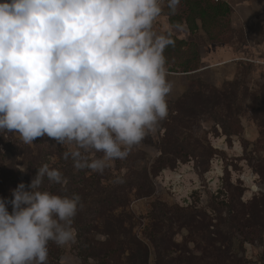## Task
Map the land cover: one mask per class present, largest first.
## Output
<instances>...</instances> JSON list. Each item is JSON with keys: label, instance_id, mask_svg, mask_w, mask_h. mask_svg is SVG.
<instances>
[{"label": "clouds", "instance_id": "9594fccd", "mask_svg": "<svg viewBox=\"0 0 264 264\" xmlns=\"http://www.w3.org/2000/svg\"><path fill=\"white\" fill-rule=\"evenodd\" d=\"M180 3L0 0V133L25 144L47 136L66 146L63 158L77 171L102 174L125 160L168 117L164 52L174 40L155 25ZM45 178L68 182L44 163L11 199L0 198V264H49L50 242L76 243L81 197L41 190ZM59 264L74 262L62 256Z\"/></svg>", "mask_w": 264, "mask_h": 264}, {"label": "rangeland", "instance_id": "374dc122", "mask_svg": "<svg viewBox=\"0 0 264 264\" xmlns=\"http://www.w3.org/2000/svg\"><path fill=\"white\" fill-rule=\"evenodd\" d=\"M229 1L236 9L235 15L230 19L234 29L229 30L228 19L223 20L222 24L227 26L223 27L232 35L235 48L242 49V57L250 60H243L237 75L230 62L207 73L188 77L168 72V79L173 85L168 98V117L159 123L155 132L150 133L141 144L134 147L125 160L113 162L112 166L102 173L108 174L109 180L115 178L119 181L122 177L127 178V205L117 208L114 212H123L130 216L131 234L148 247V264H179L180 261L188 264H264V231H259L261 226L250 227L256 218L246 215L247 208L243 207V204L247 205L252 200L261 202L264 198V117L259 100L264 87V0ZM156 25L160 32L163 26L166 27L164 20L157 21ZM210 26L214 34L219 32L218 25L211 23ZM243 35L246 46L240 45ZM164 55L167 58L165 52ZM173 60L176 62L177 59ZM169 66L167 64V67ZM236 76L244 81L248 93V97L243 95L244 88L238 92V104L242 107V112L238 117L234 116L236 132L225 134L224 128L212 114L189 119V128L185 129L184 135L181 136L184 137L188 150L184 147L182 150L196 149L197 155L186 156L184 152L177 160L175 168H166L154 174L152 166L160 155V141L171 114V103L185 93L190 82L197 78L221 87L225 81L233 80ZM7 135V132L0 133L2 152L3 139H6ZM13 135L20 140L18 134ZM42 139L48 145L66 149V146L47 136ZM33 144L34 141L28 145ZM100 155L92 154V158H98ZM50 162H56V157H52ZM2 163L8 164L7 161ZM138 171L139 175H135ZM92 173L94 172L90 170L86 175ZM103 183H108V180L103 179ZM139 183L144 187L138 190ZM12 189L6 187L8 195ZM151 189L152 193L148 194ZM225 201L233 202L235 214L243 220L241 224L244 226V234L236 232L232 242L229 240L231 233L228 232V226L220 224V219L225 218L228 209L226 212L217 210ZM158 204H162V207L153 212L154 206H159ZM85 205V209L80 212L82 223L86 221L89 225L92 222L91 225L98 224L102 227V220L92 213L89 200ZM183 214H190V221L188 226L180 228ZM130 222L127 221L126 224L129 225ZM209 222L218 226L212 225L209 230L205 228ZM217 229L219 233L215 232ZM151 233L153 236L159 235V239L163 240L152 241L149 238ZM91 237L97 241H106V236L97 230L91 233ZM222 238L225 242L220 241ZM121 239L126 240L122 236ZM73 247L74 245L62 248V256L71 257L74 264H95L92 259L84 261L78 257ZM128 254L125 248L122 263L113 264H127L125 260Z\"/></svg>", "mask_w": 264, "mask_h": 264}, {"label": "trees", "instance_id": "16d2710c", "mask_svg": "<svg viewBox=\"0 0 264 264\" xmlns=\"http://www.w3.org/2000/svg\"><path fill=\"white\" fill-rule=\"evenodd\" d=\"M234 12V6L229 0H181L175 15H169L168 9L165 7L164 14L158 18V22L161 21L162 17H167L171 26L175 27L179 24L182 27L183 25H187L189 29V37L186 40L180 39L171 33L174 45L167 47L165 50L167 64L170 65L168 72L188 73L198 70L201 64V48L207 43L234 46L232 35L223 27L227 26L222 24L224 19H228L230 21L229 30L231 28L234 29L231 21ZM211 23L215 26L218 25L219 32L217 34L211 31ZM161 32L168 33L169 31ZM195 35L199 37L197 38ZM241 41L240 45H243L246 41L244 35ZM182 57L185 58L181 60ZM173 59H177L176 62ZM178 60L180 61L177 62ZM173 62H175V66L172 64ZM242 63H244L243 60L238 62L235 75L239 73V66ZM242 88H244L243 95L248 97L244 81L240 80L237 76L233 80L225 81L221 87H217L200 78L190 82L188 90L171 103V114L166 122L165 131L160 141V155L152 166V172L158 174L163 169L175 168L177 160L184 152H186V156L197 155L198 151L196 149L189 151L182 150V147L188 150V145L185 143L184 137L181 136L184 135V130L189 128L188 122L191 118L212 114L213 118L224 128L225 134L236 132V119L234 116L238 117L242 112V107L238 104V101H240L238 92ZM259 100L262 103L260 110L264 117V87ZM7 134V138L3 139L2 143L4 150L3 152L0 150V198L11 199L12 196L11 194L8 195L5 190L6 187L14 189L21 182L26 185L29 184L36 175L37 168L44 163H48L50 167L59 169L68 182L62 187L60 185L49 184L47 178H45L41 190L68 196L78 194L84 205L81 210L85 209V203L89 200V207H91L92 213L95 217L102 220V227H99L98 224L91 225L92 222L87 225L86 221L82 223L81 210L78 211L80 215L77 217V213L73 224L77 233L76 243L73 247L76 255L84 261L92 259L95 261V264L122 263L126 248L129 252L125 260L127 264H148V247L146 243L131 234L132 225L129 221L130 216L127 213L116 214L114 212L117 208L127 205L128 197L126 190L129 187L127 186L126 177H122L119 181L115 180V178L109 180L108 174L102 175L96 172L87 176L86 174L90 171L89 169L77 171L73 168L70 158L67 160L63 158V153L66 151L65 148L48 145L44 143L42 137L36 138L33 146H30L16 139L13 133L7 132ZM52 157H56V162H50ZM6 161L8 164L2 163ZM207 168L209 169V166ZM135 175H139V171ZM144 175L148 180L146 171H144ZM103 179L108 180V183H103ZM141 187L143 188L144 185L139 183L138 190ZM151 193L152 189L148 194ZM158 205L154 206L153 212L155 209L162 207V204ZM8 207L11 212V206L9 205ZM243 207L247 208L246 215L252 216L254 219L256 218L255 222H251L250 227L258 226L260 228L261 226L262 229L259 231H264V198L261 202L252 200L247 205L243 204ZM218 208V211L225 210V212L228 209L225 218L220 219V224L223 223L228 226V232L231 233L229 240L232 242L231 239L234 238L236 232L244 234V226L241 224L243 220H240L235 214L234 210L236 209L233 206V202H222L220 208ZM182 217L184 219L179 225L180 228L188 226V221H190V214H183ZM127 221L130 222L129 225L126 224ZM212 225L214 224L209 222L205 225V228L210 230V226ZM155 226L157 228L158 224L156 223ZM214 226L217 227L218 225L215 224ZM95 230L104 234L106 241H97L92 238L91 233ZM215 232L219 233L220 231L217 229ZM121 236L126 238V240H120ZM149 238L152 241L156 240L155 242L163 240L159 239L161 238L159 235L153 236V233L150 234ZM210 239L214 240L212 237ZM220 241L225 242L224 238L220 239ZM62 252V248L50 242L49 264H57L62 256ZM179 264L188 263L180 261ZM208 264L210 263L208 262Z\"/></svg>", "mask_w": 264, "mask_h": 264}, {"label": "crops", "instance_id": "0c3cea01", "mask_svg": "<svg viewBox=\"0 0 264 264\" xmlns=\"http://www.w3.org/2000/svg\"><path fill=\"white\" fill-rule=\"evenodd\" d=\"M235 9V7H234ZM236 13L233 14V16ZM232 16V17H233ZM161 21L164 20L166 23V27H162V31H170L173 35L177 36L180 39H188L189 37V29L187 25H183L182 27H173L169 24L167 17H162L160 19ZM233 26V21H232ZM247 43V42H246ZM246 43L243 44V46H246ZM233 47V48H232ZM238 49V50H236ZM242 49L239 50L238 48H235L232 45L229 44H222V45H213L207 43L205 46L201 48V64L200 68L196 71L188 72V73H179L180 75H185L186 77L192 76L193 74H198L202 72H206L214 69L215 67H219L221 65L226 64L227 62H230L233 64L234 69L238 68V62L241 60H250L245 57H242L243 51ZM217 56H220L217 58ZM218 59V60H217ZM217 60V61H216ZM208 78V77H207Z\"/></svg>", "mask_w": 264, "mask_h": 264}, {"label": "built area", "instance_id": "2783aa9c", "mask_svg": "<svg viewBox=\"0 0 264 264\" xmlns=\"http://www.w3.org/2000/svg\"><path fill=\"white\" fill-rule=\"evenodd\" d=\"M215 1H219V0H215ZM156 24H157V22H156ZM155 28H156L157 31H159L158 25H155Z\"/></svg>", "mask_w": 264, "mask_h": 264}]
</instances>
